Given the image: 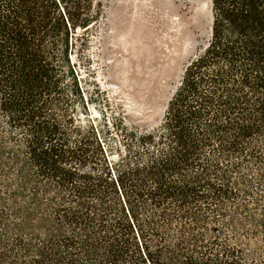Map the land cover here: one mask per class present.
Instances as JSON below:
<instances>
[{"label": "trees", "instance_id": "1", "mask_svg": "<svg viewBox=\"0 0 264 264\" xmlns=\"http://www.w3.org/2000/svg\"><path fill=\"white\" fill-rule=\"evenodd\" d=\"M211 8L142 127L90 114L94 0H0V264H264V0Z\"/></svg>", "mask_w": 264, "mask_h": 264}, {"label": "rangeland", "instance_id": "2", "mask_svg": "<svg viewBox=\"0 0 264 264\" xmlns=\"http://www.w3.org/2000/svg\"><path fill=\"white\" fill-rule=\"evenodd\" d=\"M100 18L81 65L91 116L157 125L187 65L209 40L211 0H94ZM90 72V73H89ZM95 78V79H94Z\"/></svg>", "mask_w": 264, "mask_h": 264}]
</instances>
